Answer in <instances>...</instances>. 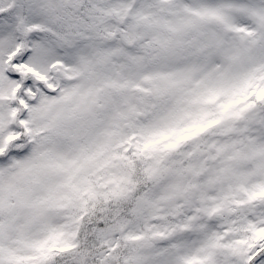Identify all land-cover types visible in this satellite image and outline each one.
Segmentation results:
<instances>
[{
	"label": "snow or ice",
	"instance_id": "obj_1",
	"mask_svg": "<svg viewBox=\"0 0 264 264\" xmlns=\"http://www.w3.org/2000/svg\"><path fill=\"white\" fill-rule=\"evenodd\" d=\"M0 264H264V0H0Z\"/></svg>",
	"mask_w": 264,
	"mask_h": 264
}]
</instances>
